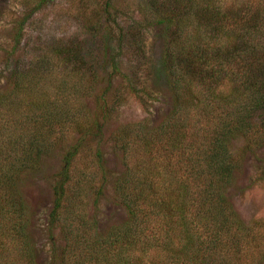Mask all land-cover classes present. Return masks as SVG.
<instances>
[{
    "label": "trees",
    "instance_id": "16d2710c",
    "mask_svg": "<svg viewBox=\"0 0 264 264\" xmlns=\"http://www.w3.org/2000/svg\"><path fill=\"white\" fill-rule=\"evenodd\" d=\"M50 1L37 0L33 10ZM136 5L142 7L141 20L131 21L130 35L141 32L142 22L159 29L160 69L171 104L158 126L126 124L110 139L124 168L114 194L125 223L100 232L85 210L74 209L87 197L93 207L100 200L107 183L99 149L103 128L124 89L138 91L119 66L125 40L119 27L116 46L106 45L98 55L110 72L90 110L67 94H78L75 83L85 77L79 90L86 95L102 81L94 74L95 62L82 58L80 44L48 51L59 59L55 62L34 58L14 68L0 92V264H38L27 232L31 212L18 185L57 148L60 167L52 177L46 218L49 264H152L159 247L169 251L161 264H264L262 222L243 226L226 195L243 156L264 141V117L257 119L264 112V11L248 0H138ZM99 9L97 23L109 38L116 9L112 0H103ZM17 38L6 59L19 45ZM48 68L63 76L52 95L35 91L33 84ZM113 76L119 78L114 87ZM4 128L12 129L3 134ZM237 138L243 145L234 150L231 141ZM152 226L156 234L143 238L144 228ZM54 229L62 245L53 242Z\"/></svg>",
    "mask_w": 264,
    "mask_h": 264
},
{
    "label": "rangeland",
    "instance_id": "374dc122",
    "mask_svg": "<svg viewBox=\"0 0 264 264\" xmlns=\"http://www.w3.org/2000/svg\"><path fill=\"white\" fill-rule=\"evenodd\" d=\"M248 1L264 11V0ZM36 2L37 0H0V92L7 86L8 78L14 68L26 66L34 58L55 62L59 59L54 57L52 52L48 54V51L80 44L81 47L84 46V52L81 53L84 55L82 58H85V61L95 62L94 74L100 76L102 81L93 85L91 93L86 95L84 89L79 90V87L85 88L86 86L85 77L83 82L75 83L78 94L74 95V91H68L67 94L75 103L81 101L90 110L93 108L94 96L105 88L106 83L103 79L107 72H110V65H105L104 58L99 60L98 55L101 53V48L106 45L109 46V50L114 48L118 28L120 27L123 31L124 49L118 56L120 60L118 61L120 65H118L121 66L122 72L129 76L131 84L138 91L134 94L124 89L122 100L115 107L103 128V143L99 149L105 158L107 183L100 200L93 207L90 197H87L82 200V204L79 202L74 206L76 211L83 209L91 218H94L100 232L122 227L126 220V213L115 202L114 182L124 168L121 165L120 152L113 149V142L110 139L115 131L126 124H139L143 128L156 127L170 109L171 98L160 69L163 49V39L159 36L160 31L142 22L141 32L138 33L136 30L135 36L130 35L131 21L140 22L141 20L139 9L142 7L138 8L136 5L138 0H112L116 9V17H114L116 25H112L113 35L109 38L103 33V27L97 23L98 10L100 11L99 7L103 0H51L34 11ZM17 27L20 28L18 38ZM16 38L19 45L14 54L6 59V53L11 50ZM45 68H47L46 65L41 69L46 70ZM62 78L63 76L49 69L47 74L34 78V90H42L51 95L56 94L59 89L58 83ZM118 79L117 76L110 78L112 87L117 86ZM69 84L72 85V82ZM14 117L13 113L7 114V118L14 119ZM260 117H264V112L259 113L257 119ZM136 127L134 129L137 132L140 128ZM4 129L1 130L3 134L12 128ZM72 138L67 137L66 143L71 142ZM231 143L234 150H238L243 145L240 138L232 140ZM250 150L249 154L243 156L240 170L227 187L226 195L236 219L243 226L253 227L260 225V222L264 224V141L259 142L255 147L251 146ZM60 154L57 148L51 155L44 157L39 169L23 176L18 185L31 212L27 232L38 264H49L50 241L46 236V218L52 200L50 185L53 175L60 167ZM85 159H89V156H85ZM80 166L82 169L85 168L83 165ZM90 170L91 168L87 167L85 174L90 173ZM262 224L260 227L263 231L264 225ZM156 231L157 229L153 226L150 229L144 228L141 235L143 238L147 236L152 239ZM52 240L57 246L62 245L57 229L53 230ZM160 249L161 247L156 249L152 264H161L162 260H167L166 256L169 251ZM261 254L264 258V247ZM10 262H15V259H11Z\"/></svg>",
    "mask_w": 264,
    "mask_h": 264
}]
</instances>
